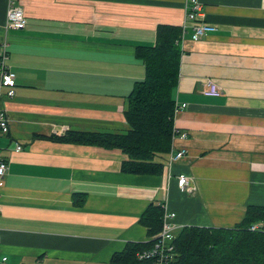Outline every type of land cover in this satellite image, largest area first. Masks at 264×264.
<instances>
[{
	"label": "crops",
	"instance_id": "0c3cea01",
	"mask_svg": "<svg viewBox=\"0 0 264 264\" xmlns=\"http://www.w3.org/2000/svg\"><path fill=\"white\" fill-rule=\"evenodd\" d=\"M7 1L0 51L15 82L0 97V264H113L127 242L154 238L138 221L152 202L175 213V235L232 228L247 205L264 206V0H198L196 19L216 29L196 40L190 0H14L27 25L8 32ZM158 26L181 30L172 98L186 107L171 127L187 133L155 158L161 173H123L119 148L51 138L128 132V95L145 78L135 48L153 46ZM206 78L219 95L202 94ZM175 146L186 154L169 165ZM178 173L196 190H180Z\"/></svg>",
	"mask_w": 264,
	"mask_h": 264
},
{
	"label": "trees",
	"instance_id": "16d2710c",
	"mask_svg": "<svg viewBox=\"0 0 264 264\" xmlns=\"http://www.w3.org/2000/svg\"><path fill=\"white\" fill-rule=\"evenodd\" d=\"M178 27L158 26L153 46L136 47L135 54L145 67V78L136 82L128 95L125 119L126 134L72 133L70 138L50 136L106 148H119L127 155L121 163L123 173L160 174L162 163L155 160L169 151L172 139L171 119L174 112L172 89L179 72L180 50L176 40ZM70 135V133H69ZM68 135V136H69ZM163 209L149 203L138 221L147 226L152 238L162 226ZM261 222L259 230L249 227ZM146 242H127L111 256L113 264H152L139 259L137 253L150 247ZM176 255L170 264H264V206L247 205L243 218L232 228L181 227L174 239Z\"/></svg>",
	"mask_w": 264,
	"mask_h": 264
},
{
	"label": "built area",
	"instance_id": "2783aa9c",
	"mask_svg": "<svg viewBox=\"0 0 264 264\" xmlns=\"http://www.w3.org/2000/svg\"><path fill=\"white\" fill-rule=\"evenodd\" d=\"M191 4L188 11L185 14V20H196L198 21L197 16H201L202 7L198 0H190ZM198 24L193 26V39H199L207 33H210L216 29L215 26L207 24L203 21H198ZM27 25V18L21 8V6L14 0L7 1L6 9V20H5V29L6 31L12 30H22ZM5 44L2 45L0 51V97L4 94L1 93V88H8L7 97H11L14 94L13 86L15 82V74L4 64L6 58ZM201 92L203 95L207 96H217L220 94L219 85L211 78H206L203 82ZM186 107L185 103L178 105L175 103L174 111ZM9 121L5 117L3 112H0V131L3 133L7 132L9 129ZM173 138L184 139L187 137L185 131H179L176 127L172 128ZM21 145L17 144L15 150H20ZM186 149L182 146L172 147L168 159V164L172 165L177 161H180L185 157ZM8 171V162H6L2 157H0V193L1 189L5 184V177ZM177 186L180 190L193 192L196 190V185L193 183L192 178L186 173H178L176 177ZM164 209V208H163ZM0 213H1V204H0ZM175 213L173 211L163 210L162 216V226L158 233L155 234L153 242L150 247L143 249L137 253L139 259H151L152 264H170L176 255L174 248V239H175V229L176 224L173 222ZM261 223H253L249 229L251 231L261 229ZM6 257L2 258V261H5Z\"/></svg>",
	"mask_w": 264,
	"mask_h": 264
}]
</instances>
